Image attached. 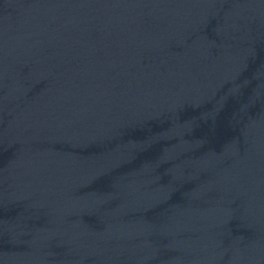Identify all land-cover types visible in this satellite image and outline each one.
Instances as JSON below:
<instances>
[{
	"label": "water",
	"instance_id": "water-1",
	"mask_svg": "<svg viewBox=\"0 0 264 264\" xmlns=\"http://www.w3.org/2000/svg\"><path fill=\"white\" fill-rule=\"evenodd\" d=\"M245 0H0V62L160 28Z\"/></svg>",
	"mask_w": 264,
	"mask_h": 264
}]
</instances>
